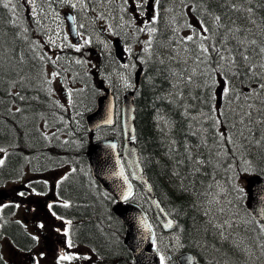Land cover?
I'll list each match as a JSON object with an SVG mask.
<instances>
[{
	"label": "trees",
	"instance_id": "1",
	"mask_svg": "<svg viewBox=\"0 0 264 264\" xmlns=\"http://www.w3.org/2000/svg\"><path fill=\"white\" fill-rule=\"evenodd\" d=\"M161 8L163 18L139 54L136 140L145 171L178 220L182 247L203 263L208 257L238 264L244 249L252 251L244 241L252 235L241 218L240 181L243 174H264V0H162ZM24 11L23 0H0V147L7 153L0 172L66 168L62 216L79 219L81 243L99 255L96 264H131L109 195L91 180L84 117L80 125L73 121L79 104L94 108L98 88L83 75L69 106L56 102L46 69L52 60L40 41L51 28L29 25L20 19ZM110 132L119 134V127ZM138 200L147 206L144 195Z\"/></svg>",
	"mask_w": 264,
	"mask_h": 264
},
{
	"label": "water",
	"instance_id": "2",
	"mask_svg": "<svg viewBox=\"0 0 264 264\" xmlns=\"http://www.w3.org/2000/svg\"><path fill=\"white\" fill-rule=\"evenodd\" d=\"M69 29L73 37L77 30L68 18ZM117 54L121 55L122 45L116 43ZM102 84V83H101ZM104 93L97 97V107L86 115V121L91 131L99 126L114 124L115 101L108 86H102ZM135 105L134 93L128 92L124 96L122 110V126L124 129L123 157L134 179L145 187L147 198L151 201L155 217L164 230L174 228L175 221L171 219L162 206L159 198L154 194L149 180L146 178L141 163L139 149L132 139L135 137ZM88 158L94 168L95 176L110 190H114L120 198L130 194L128 181L123 173L118 149V142L114 138H105L89 146ZM247 201L246 206L264 228V175L253 174L245 177ZM116 211L121 214L127 224L125 244L132 251L136 264H160L157 250L152 247L154 228L151 226L145 212L137 205L118 204ZM180 264H197L196 257L191 253H183L177 257Z\"/></svg>",
	"mask_w": 264,
	"mask_h": 264
},
{
	"label": "flooded vegetation",
	"instance_id": "3",
	"mask_svg": "<svg viewBox=\"0 0 264 264\" xmlns=\"http://www.w3.org/2000/svg\"><path fill=\"white\" fill-rule=\"evenodd\" d=\"M54 1L39 0V7L50 12ZM128 4L136 17L143 15L147 8L144 0H128ZM25 19H38L40 22L45 20L42 16L31 15ZM76 20L86 22V19H81L80 15ZM82 38L88 41L87 47L91 45V35L82 36ZM56 44L58 40L53 43V45ZM98 45L102 47L100 43ZM87 47H85L86 50ZM38 182H40L38 178L18 177L8 179L4 183L5 193L0 192V264H45L43 259H47L49 254H52L53 264H60L58 247L63 237L59 233V218L54 213L58 196L53 189L34 195L36 194L34 186ZM37 186L39 187L38 184ZM7 195L12 196L14 201L7 202L4 199ZM16 208L19 209L18 214L15 213ZM66 242L67 240H64L62 247H65ZM259 247L264 249V233L259 241Z\"/></svg>",
	"mask_w": 264,
	"mask_h": 264
},
{
	"label": "rangeland",
	"instance_id": "4",
	"mask_svg": "<svg viewBox=\"0 0 264 264\" xmlns=\"http://www.w3.org/2000/svg\"><path fill=\"white\" fill-rule=\"evenodd\" d=\"M60 1H67V0H60ZM74 1H76V0H74ZM77 1H80L81 3H83L84 8L88 7V3H87L88 0H77ZM118 1L119 0H114V3L117 4ZM106 8L110 12L109 7L106 6ZM64 9H65L64 6H61L59 8V11H61L63 13ZM99 13H100V11L90 12V14H92V15H94V14L98 15V17H97L98 20H97V25H95L94 28L91 27L92 24H90L89 28L93 32H95L97 35H98V33L100 34V36L104 40V44L106 46V48L105 47L104 48H105L107 54H111L112 53L111 41L113 38L110 39V37L113 35V33H115L114 27L112 26L113 21L112 20L109 21L108 19H101V18L99 19ZM154 17H155V11H152L151 13L147 12L141 16L134 17L133 20L130 19L129 24L127 25L128 37L126 39L127 44L129 45V47L127 46V49L129 52H135V51L137 52L142 46L145 45V43H146L145 41L150 35V27L147 25V22H148L147 19H153ZM136 19H140V20H136ZM61 20H63V19H57V25L56 26H57V31L59 33H61L62 39L64 42V35L68 34V31H67L66 24L64 25ZM113 24H115V22H113ZM100 27H103V30L101 32L99 31ZM103 32H105V33H103ZM85 34H87L86 31H85ZM64 45H65V42H64ZM64 47H63V49H64ZM94 47H97V46H94ZM71 49H73L75 53H78V51L80 50V48H78V47H71ZM89 54L91 55V57H87L86 66L88 69L96 70V65H97V60H98L97 56H94L92 52H90ZM52 56L55 57L56 53H53ZM86 56L87 55L83 54L84 59L86 58ZM101 58H103V57L101 56ZM132 66H133V62H129L126 65V68L124 70L128 72L132 68ZM114 67L115 68H109V70L106 69L105 75L110 76L114 79V82L117 85V92L120 94V97H122V95L127 90H129L131 88L128 86H132L133 84H132L130 77L128 78L127 72L118 69L115 65H114ZM48 70H49V73L51 75H53L55 90L57 92L58 98H60L63 102H66V100L70 96L68 98L65 96H68L69 94L71 95L72 94L71 88H75L77 84L72 79V77L68 74L61 73L59 70H55L53 68H49ZM132 70H134V69H132ZM65 75H67V76H65ZM97 77H98V75H97ZM123 77H124V80H123ZM97 83H98V79H96V85H97ZM220 87L222 89L221 94H223L225 92L226 88L224 85H221ZM85 107H86V105H85V103H83L79 109H85ZM84 113H85V111H83V110H81V112H78V114L79 115L81 114V116H83ZM56 114L58 115V111ZM98 135H104V133H101L99 131ZM0 154H1V151H0ZM61 174H63V172L60 170L54 174L50 173L49 176L51 178H53L54 176H56V175L60 176ZM18 212H19V209L16 208L15 213L18 214ZM79 212L84 213V212H86V210H79ZM20 217H22V215H20ZM18 218H19V216H18ZM58 224H59L60 229H63V230L67 229V226H68L67 223H64L62 221H58ZM171 233H173V232H171ZM171 233H169V234H171ZM169 239L173 240L174 242L166 241L167 243H164L165 242V240H164V242H163L164 245L167 244V259L164 258L165 254L163 252L162 253V257L164 258L162 261L163 264H171L170 263V257L168 256V253H171L172 255H174L176 252L179 251L178 250L179 248L177 247V234L170 235ZM244 240H246V239H244ZM228 251L229 250L227 248L222 249V253H226ZM78 253L85 254L86 250L85 249H82V250L77 249V246H70L67 248H60L59 249V255L67 254L68 256L74 257V254H78ZM51 257H52V254H49V257L47 259H44L46 264H52Z\"/></svg>",
	"mask_w": 264,
	"mask_h": 264
},
{
	"label": "bare ground",
	"instance_id": "5",
	"mask_svg": "<svg viewBox=\"0 0 264 264\" xmlns=\"http://www.w3.org/2000/svg\"><path fill=\"white\" fill-rule=\"evenodd\" d=\"M43 7V6H42ZM243 7V6H242ZM50 9V8H49ZM214 9V8H213ZM200 14V13H199ZM46 20V19H45ZM43 21L42 20V22H40L39 20H37L36 22L37 23H39V24H41V25H43V26H45V27H47L48 26V24H49V22L50 21ZM114 22V21H113ZM50 25V24H49ZM234 45V44H233ZM163 46V45H162ZM161 55V54H160ZM160 58V57H159ZM29 59V58H28ZM109 67L110 68H115L114 67V63L111 61V60H109ZM150 72V71H149ZM154 72V71H153ZM31 73V72H30ZM12 74V73H11ZM10 75V74H9ZM8 77V76H7ZM112 78V77H111ZM113 79V78H112ZM113 81H114V79H113ZM147 84V83H146ZM144 85V84H143ZM150 85V84H149ZM161 85V84H160ZM146 89V88H145ZM149 90V89H148ZM154 90V89H153ZM144 91V90H143ZM149 91H151V90H149ZM172 91V90H171ZM28 93H29V91H28ZM87 95V94H86ZM79 99V98H78ZM39 101V100H38ZM85 103V105H86V107H85V109H79L80 107H81V105L83 104V103H81V104H79V106L77 107V108H75V114H74V117H73V121H74V123H76L77 125H80V123H81V118H82V116H81V114L79 115L78 114V112H81V110H83V111H85V113L84 114H86L87 112H88V110L90 109H88V110H86L89 106H90V104L88 103V102H84ZM228 104V103H227ZM142 107V106H141ZM48 109V108H47ZM48 113H49V111H47ZM50 113H52V112H50ZM54 113V112H53ZM173 113V112H172ZM175 114V113H174ZM35 115V114H34ZM171 115V114H170ZM177 115V114H176ZM171 116H173L174 117V115H171ZM172 117V118H173ZM178 117V116H177ZM172 118H170L171 120H173ZM176 118V117H175ZM179 118H181V117H179ZM168 120H169V117H168ZM167 120V121H168ZM178 120V119H177ZM179 121H180V119H179ZM183 121V120H182ZM199 121V120H198ZM174 122V121H173ZM171 124V123H170ZM177 124H178V122H177ZM34 126V125H33ZM182 126V125H181ZM180 126V127H181ZM178 127V126H177ZM180 127H178V128H180ZM175 129V128H174ZM196 130V129H195ZM178 131H181L180 129L178 130ZM211 133V132H210ZM171 136V135H170ZM183 136H184V134H183ZM179 137V136H178ZM36 139V138H35ZM180 139V138H179ZM181 139H183V138H181ZM186 139V138H185ZM190 139V138H189ZM142 140V139H141ZM187 140V139H186ZM182 141V140H181ZM180 141V142H181ZM177 143V142H176ZM40 144V143H39ZM36 146V145H35ZM178 146H179V144H178ZM179 149V148H178ZM160 153V152H159ZM172 153V152H171ZM152 177V176H151ZM203 197V196H202ZM219 203V202H218ZM210 205V204H209ZM242 218V217H241ZM88 231V230H87ZM232 233V232H231ZM214 234V233H213ZM184 240V239H183ZM103 247V246H102ZM201 263L202 264H205V263H203L202 261H201Z\"/></svg>",
	"mask_w": 264,
	"mask_h": 264
},
{
	"label": "snow or ice",
	"instance_id": "6",
	"mask_svg": "<svg viewBox=\"0 0 264 264\" xmlns=\"http://www.w3.org/2000/svg\"><path fill=\"white\" fill-rule=\"evenodd\" d=\"M189 39H191V37H189ZM205 51H207V49H205ZM41 227H43V225H41ZM69 245H70V241H69ZM72 257L69 256H61V259H71ZM163 257H161V261H163Z\"/></svg>",
	"mask_w": 264,
	"mask_h": 264
}]
</instances>
